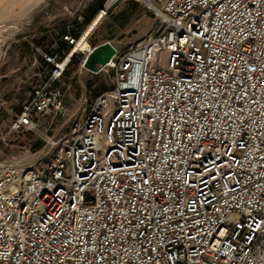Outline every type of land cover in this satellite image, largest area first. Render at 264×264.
<instances>
[{
    "label": "built area",
    "instance_id": "1",
    "mask_svg": "<svg viewBox=\"0 0 264 264\" xmlns=\"http://www.w3.org/2000/svg\"><path fill=\"white\" fill-rule=\"evenodd\" d=\"M123 1L104 0L83 33L81 14L65 26L71 50L42 54L49 75L15 132L62 113L56 85ZM133 1L158 27L112 45L113 86L63 154L0 165V264H264V0Z\"/></svg>",
    "mask_w": 264,
    "mask_h": 264
},
{
    "label": "rangeland",
    "instance_id": "2",
    "mask_svg": "<svg viewBox=\"0 0 264 264\" xmlns=\"http://www.w3.org/2000/svg\"><path fill=\"white\" fill-rule=\"evenodd\" d=\"M98 1L0 0V165L40 169L54 163L63 154L72 122L85 115L97 96L112 88L113 71H86L81 66L85 51L78 50L75 63L56 85L65 95L62 113L39 119L30 130L12 129L33 89L46 83L42 54L61 44L65 26ZM157 27V20L143 4L125 0L96 25L86 42L92 47L109 42L125 53L147 40ZM89 85L100 93L94 95Z\"/></svg>",
    "mask_w": 264,
    "mask_h": 264
},
{
    "label": "water",
    "instance_id": "3",
    "mask_svg": "<svg viewBox=\"0 0 264 264\" xmlns=\"http://www.w3.org/2000/svg\"><path fill=\"white\" fill-rule=\"evenodd\" d=\"M116 54V49L109 42H104L95 48L84 58L82 68L94 74H98L103 67L108 65Z\"/></svg>",
    "mask_w": 264,
    "mask_h": 264
},
{
    "label": "trees",
    "instance_id": "4",
    "mask_svg": "<svg viewBox=\"0 0 264 264\" xmlns=\"http://www.w3.org/2000/svg\"><path fill=\"white\" fill-rule=\"evenodd\" d=\"M104 0H99L98 2H96L95 4L91 5L87 10H85L83 16H84V23L82 25H79L80 29L82 28V26L86 25V24H90V22L92 21V19L94 18V16L96 15V13L98 12V10L101 8L102 4H103ZM65 32V30L63 31ZM58 43V42H57ZM98 43H93V46H97ZM71 50V47L68 46L66 43L61 42V44L58 43V45L56 44V46H50L48 53H58L59 56L62 58L65 56L66 53H68ZM77 58V54H74L69 66L73 65L75 63V60ZM41 64L43 65V69L45 70V72L47 73V76L49 75L50 72V66L47 65L43 59L41 60ZM68 66V68H69ZM89 89H93L92 85L88 86ZM91 92L94 93V95H98L100 93L99 89H93Z\"/></svg>",
    "mask_w": 264,
    "mask_h": 264
},
{
    "label": "bare ground",
    "instance_id": "5",
    "mask_svg": "<svg viewBox=\"0 0 264 264\" xmlns=\"http://www.w3.org/2000/svg\"><path fill=\"white\" fill-rule=\"evenodd\" d=\"M80 46L79 47H80L81 51H87L88 50V44L86 42H83Z\"/></svg>",
    "mask_w": 264,
    "mask_h": 264
},
{
    "label": "crops",
    "instance_id": "6",
    "mask_svg": "<svg viewBox=\"0 0 264 264\" xmlns=\"http://www.w3.org/2000/svg\"><path fill=\"white\" fill-rule=\"evenodd\" d=\"M84 9H86V8H83V10H84ZM88 26H89V24H86V25L82 26V28L80 29V33L85 32V31L87 30ZM63 33H64V32H63ZM41 60H42V59H41Z\"/></svg>",
    "mask_w": 264,
    "mask_h": 264
}]
</instances>
